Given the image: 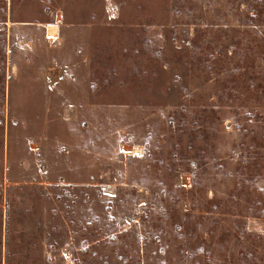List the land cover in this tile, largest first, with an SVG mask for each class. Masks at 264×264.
<instances>
[{"label": "rangeland", "instance_id": "obj_1", "mask_svg": "<svg viewBox=\"0 0 264 264\" xmlns=\"http://www.w3.org/2000/svg\"><path fill=\"white\" fill-rule=\"evenodd\" d=\"M0 264H264V0H0Z\"/></svg>", "mask_w": 264, "mask_h": 264}, {"label": "crops", "instance_id": "obj_2", "mask_svg": "<svg viewBox=\"0 0 264 264\" xmlns=\"http://www.w3.org/2000/svg\"><path fill=\"white\" fill-rule=\"evenodd\" d=\"M56 22H58V21H56ZM51 25H55V26H58L59 27V25H57V24H51ZM29 28H31V29H36L37 27L36 26H30ZM59 30H60V27H59ZM42 31V37L41 38H39L40 40H44V41H48V40H51V39H54V38H50V37H48L47 36V33H46V26H45V28L43 29V30H41ZM60 38H62V37H60V31H59V35H58V37L57 38H55V39H60ZM54 39V40H55ZM39 40V41H40ZM60 40H62V39H60ZM24 43V47L26 48V46H25V44H29V43H27V42H23ZM23 47V46H22Z\"/></svg>", "mask_w": 264, "mask_h": 264}]
</instances>
